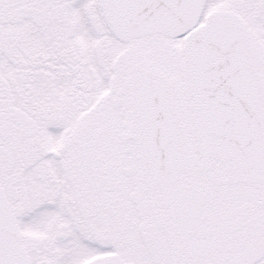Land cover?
<instances>
[{
	"label": "snow or ice",
	"instance_id": "6c2138e0",
	"mask_svg": "<svg viewBox=\"0 0 264 264\" xmlns=\"http://www.w3.org/2000/svg\"><path fill=\"white\" fill-rule=\"evenodd\" d=\"M0 264H264V0H0Z\"/></svg>",
	"mask_w": 264,
	"mask_h": 264
}]
</instances>
